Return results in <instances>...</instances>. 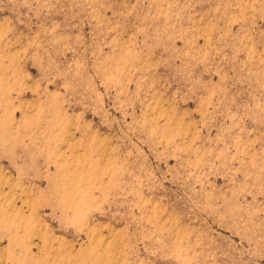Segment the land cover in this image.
Returning a JSON list of instances; mask_svg holds the SVG:
<instances>
[{"label": "rangeland", "instance_id": "rangeland-1", "mask_svg": "<svg viewBox=\"0 0 264 264\" xmlns=\"http://www.w3.org/2000/svg\"><path fill=\"white\" fill-rule=\"evenodd\" d=\"M0 264H264V0H0Z\"/></svg>", "mask_w": 264, "mask_h": 264}]
</instances>
